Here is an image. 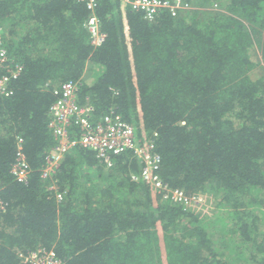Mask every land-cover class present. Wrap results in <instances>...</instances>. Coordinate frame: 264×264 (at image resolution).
Wrapping results in <instances>:
<instances>
[{
  "label": "trees",
  "instance_id": "trees-1",
  "mask_svg": "<svg viewBox=\"0 0 264 264\" xmlns=\"http://www.w3.org/2000/svg\"><path fill=\"white\" fill-rule=\"evenodd\" d=\"M184 1L195 8L149 20L97 0L96 45L80 0H0L3 45L23 65L0 93V264L37 245L65 264H264V0ZM69 80L94 120L113 110L157 131L158 175L214 200V219L132 180V150L106 167L74 144L43 178L53 90ZM19 137L25 182L10 172Z\"/></svg>",
  "mask_w": 264,
  "mask_h": 264
},
{
  "label": "built area",
  "instance_id": "built-area-1",
  "mask_svg": "<svg viewBox=\"0 0 264 264\" xmlns=\"http://www.w3.org/2000/svg\"><path fill=\"white\" fill-rule=\"evenodd\" d=\"M85 3L90 15L86 19L87 28L90 32L91 42L100 44L105 34L99 32L98 17L95 15L97 0H80ZM124 6L132 10L140 11L149 20L162 11L166 10L175 15L179 10H189L193 6L184 0H119ZM2 29L0 28V93L9 94L11 82L18 78L23 65L11 57L7 48L2 43ZM258 57L259 53H258ZM261 59V58H260ZM260 65L264 68V63ZM78 84L74 81H66L53 90L55 100L50 106L52 117L48 127L56 139L55 145L45 155V165L41 176L49 177L59 165L62 153L74 144L91 149L96 158L106 164L113 165V156L119 155L126 150H132L133 155L141 162L139 172H131L130 177L134 181H143L151 186L163 199H169L184 206H191L204 202L202 196L188 197L182 189L169 188L158 175L161 155L156 151L155 139L157 131L150 135L143 132L136 134L132 124L123 120L113 110L106 113L101 119H93V107L90 104H78L76 101ZM72 125L78 128L76 138H70ZM14 179L25 182L29 175V165L23 152L22 138L17 139L16 158L10 170ZM61 192L56 193L57 200L62 198ZM4 210L3 200L0 198V211ZM18 256L24 264H65L57 256L54 249H47L42 245L22 252Z\"/></svg>",
  "mask_w": 264,
  "mask_h": 264
},
{
  "label": "rangeland",
  "instance_id": "rangeland-1",
  "mask_svg": "<svg viewBox=\"0 0 264 264\" xmlns=\"http://www.w3.org/2000/svg\"><path fill=\"white\" fill-rule=\"evenodd\" d=\"M219 5H220V4H219L218 2L214 3V5H213L214 9H219V8L221 7V6H219ZM256 51H257V50H256ZM257 53H258V51H257ZM86 78H87L88 81L90 80V77H89V76L85 77V79H86ZM211 200H213V199H211ZM214 204H215L214 200L211 201V202H206V201L204 200V202H202V207H201V209H202L203 212H204V216L207 215V218H210L209 220H213V219H214V218H213V208H215ZM209 210H210V211H209Z\"/></svg>",
  "mask_w": 264,
  "mask_h": 264
},
{
  "label": "clouds",
  "instance_id": "clouds-1",
  "mask_svg": "<svg viewBox=\"0 0 264 264\" xmlns=\"http://www.w3.org/2000/svg\"><path fill=\"white\" fill-rule=\"evenodd\" d=\"M192 5V4H191ZM193 6V5H192ZM193 8H195V6H193ZM192 9V8H191ZM190 10V9H189ZM96 15V13H95ZM97 16V15H96ZM98 17V16H97ZM98 20H99V17H98ZM98 25H99V21H98ZM0 28L2 29V26L0 25ZM3 31V34H4V30ZM1 35H2V32H1ZM3 43V42H2ZM8 51V50H7ZM10 55V54H9ZM11 57H13L12 55H10ZM14 58V57H13ZM15 59V58H14ZM16 60V59H15ZM17 61V60H16ZM19 62V61H18ZM22 64V63H21ZM76 101H77V96H76ZM78 104H80L78 101H77ZM11 170V169H10Z\"/></svg>",
  "mask_w": 264,
  "mask_h": 264
}]
</instances>
